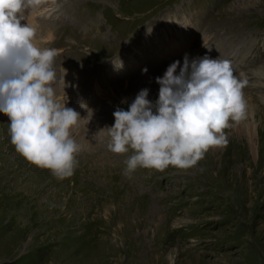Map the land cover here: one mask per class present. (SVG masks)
<instances>
[{
	"label": "rangeland",
	"instance_id": "rangeland-1",
	"mask_svg": "<svg viewBox=\"0 0 264 264\" xmlns=\"http://www.w3.org/2000/svg\"><path fill=\"white\" fill-rule=\"evenodd\" d=\"M26 15L59 51L54 87L81 116V151L58 179L15 150L0 113V264H264V0H40ZM186 54L247 75L245 118L196 166L129 179L132 151L111 152L101 130L140 90L155 103L156 77Z\"/></svg>",
	"mask_w": 264,
	"mask_h": 264
},
{
	"label": "clouds",
	"instance_id": "clouds-1",
	"mask_svg": "<svg viewBox=\"0 0 264 264\" xmlns=\"http://www.w3.org/2000/svg\"><path fill=\"white\" fill-rule=\"evenodd\" d=\"M39 3L0 0V113L9 118L15 150L65 179L78 165L81 145L72 130L81 116L57 96L54 64L59 51L35 42L36 28L26 13ZM156 83L155 103L148 98L149 89H142L127 110L113 112L114 124L101 130H107L111 152L132 151L124 169L129 179L138 168L196 166L210 149L227 143L224 130L246 115L243 89L248 79L244 73L236 75L229 60L207 55L190 59L186 54L182 66L180 60L173 62Z\"/></svg>",
	"mask_w": 264,
	"mask_h": 264
},
{
	"label": "bare ground",
	"instance_id": "bare-ground-1",
	"mask_svg": "<svg viewBox=\"0 0 264 264\" xmlns=\"http://www.w3.org/2000/svg\"><path fill=\"white\" fill-rule=\"evenodd\" d=\"M176 1V0H175ZM171 5V4H170ZM230 15V14H229ZM228 16V15H227ZM33 17V16H32ZM34 18V17H33ZM215 21H216V19H215ZM219 21V20H218ZM25 22V21H24ZM171 23V22H170ZM217 23V22H216ZM180 24V23H179ZM182 24V23H181ZM180 24V25H181ZM170 25V24H169ZM178 25V23H176V26ZM179 26V25H178ZM233 27V26H232ZM231 27V28H232ZM169 29L171 30V31H174V29H173V27L172 26H169ZM224 31V30H223ZM173 34V33H172ZM210 35V34H209ZM212 35V34H211ZM240 35V34H239ZM206 36V35H205ZM208 36V35H207ZM228 36V35H227ZM205 38V37H204ZM209 38V37H208ZM228 38V37H227ZM208 40V39H207ZM231 40H232V38H231ZM240 41V40H239ZM242 41H244V40H242ZM206 42V41H205ZM212 42V41H211ZM215 42V41H214ZM224 42V41H223ZM170 43V42H169ZM213 43V42H212ZM216 43V42H215ZM243 43V42H242ZM203 44V43H202ZM235 44H237V43H235ZM210 45V44H209ZM238 45H239V43H238ZM212 46H213V44H212ZM231 46V45H230ZM244 46H245V43H244ZM177 47H178V45H172L171 44V46H166V47H164V49L162 50V51H166V53L168 54V55H170L171 53H175L176 51H177ZM214 47V46H213ZM246 47H248V46H246ZM182 48H185L184 50H186V47H182ZM182 48L180 49V51H182ZM226 48V47H225ZM232 49V48H231ZM245 49V48H244ZM243 49V50H244ZM160 50V49H159ZM229 50V49H228ZM247 50H249V48L247 49ZM187 51V50H186ZM206 51H208V50H206ZM214 51V50H213ZM229 51H231V50H229ZM219 52V51H218ZM227 52V51H226ZM182 53V52H181ZM216 53V52H215ZM230 53H233V54H235L236 56L239 54V51H238V48H236L234 51H232V52H230ZM244 53V52H243ZM211 54H213V53H211ZM210 54V55H211ZM246 54V53H245ZM219 55V54H218ZM229 55V54H228ZM240 56V55H239ZM244 56V55H243ZM215 57V56H214ZM227 58H229L228 56H227ZM240 58V57H239ZM238 59V58H237ZM240 60H242V59H240ZM232 61V60H231ZM233 62V61H232ZM247 67V66H246ZM256 71H258V70H256ZM261 72H263V71H261ZM260 72V73H261ZM241 73H242V71H241ZM260 73H258L259 75H260ZM247 76V75H246ZM262 76H264L263 74H262ZM261 79V78H260ZM256 81H254V83H255ZM260 82V81H259ZM249 83H250V81H249ZM257 83V82H256ZM157 88V87H156ZM150 90V89H149ZM155 90V89H154ZM154 93V92H153ZM260 93H261V91H260ZM159 94V93H158ZM258 94H259V92H258ZM157 95V94H156ZM249 98H250V102H251V104L249 105V106H252V105H254V104H252V102H254V100H253V98L252 97H250L249 96ZM150 99V98H149ZM246 99V98H245ZM153 101V100H152ZM257 102V101H256ZM256 102H255V104H256ZM248 104H249V102H248ZM258 104V103H257ZM247 107V106H246ZM254 110H255V108H254ZM249 114H250V112H249ZM248 114V115H249ZM252 116V115H251ZM247 117V116H246ZM255 118V117H254ZM258 118H259V116H258ZM249 119V118H248ZM246 120V119H245ZM254 120V119H253ZM243 121V120H242ZM247 122V121H246ZM255 122V121H254ZM256 122H258V121H256ZM242 123V122H241ZM240 123V124H241ZM250 123V122H249ZM235 124H236V122H235ZM253 124V123H252ZM232 125V124H231ZM246 125V124H245ZM249 125V124H248ZM241 126V125H240ZM239 126V127H240ZM252 126V125H251ZM258 126V125H257ZM235 127V126H234ZM237 128V127H236ZM247 128V127H246ZM253 128V127H252ZM230 129V128H229ZM235 129V128H234ZM251 129V128H250ZM239 130H241V129H239ZM253 130V129H252ZM226 132V131H225ZM243 132V131H242ZM245 135V134H244ZM234 136V135H233ZM238 137V136H237ZM246 137V136H245ZM249 140V139H248ZM255 140V139H254ZM259 140V139H258ZM254 143V142H253ZM252 144V143H251ZM258 144V143H257ZM254 147H257V146H254ZM253 149V148H252ZM255 149V148H254ZM256 149H258V148H256ZM214 151V150H213ZM251 151V150H250ZM258 152V151H257ZM257 152L255 153V154H257ZM214 153V152H213ZM251 170V169H250ZM249 170V171H250ZM231 189V188H230ZM262 194V193H261ZM264 198V197H263ZM249 207V206H248ZM193 221V220H192ZM135 223V222H134ZM134 251V250H133ZM133 260V259H132ZM129 263V262H128Z\"/></svg>",
	"mask_w": 264,
	"mask_h": 264
}]
</instances>
